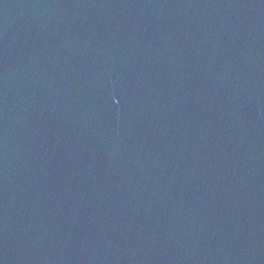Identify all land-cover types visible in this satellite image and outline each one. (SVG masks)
Masks as SVG:
<instances>
[{
    "label": "water",
    "instance_id": "water-1",
    "mask_svg": "<svg viewBox=\"0 0 264 264\" xmlns=\"http://www.w3.org/2000/svg\"><path fill=\"white\" fill-rule=\"evenodd\" d=\"M0 264H264V0H0Z\"/></svg>",
    "mask_w": 264,
    "mask_h": 264
}]
</instances>
